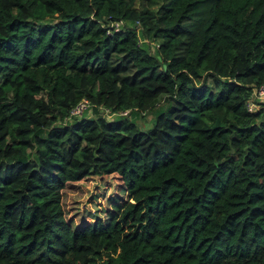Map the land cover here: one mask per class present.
Returning <instances> with one entry per match:
<instances>
[{"label": "trees", "instance_id": "trees-1", "mask_svg": "<svg viewBox=\"0 0 264 264\" xmlns=\"http://www.w3.org/2000/svg\"><path fill=\"white\" fill-rule=\"evenodd\" d=\"M263 82L264 0H0V264H264ZM112 174L123 202L66 217Z\"/></svg>", "mask_w": 264, "mask_h": 264}, {"label": "rangeland", "instance_id": "rangeland-1", "mask_svg": "<svg viewBox=\"0 0 264 264\" xmlns=\"http://www.w3.org/2000/svg\"><path fill=\"white\" fill-rule=\"evenodd\" d=\"M112 25L120 27L123 23L121 21L118 25L114 23ZM139 39L140 42H147L150 45V49L156 43L140 35ZM155 104L157 105L155 109L160 107V105H164L163 98H158ZM86 112V115L91 114V110ZM153 119L154 113L151 111L136 117L134 122L139 128L146 129L151 126ZM120 183L118 176L112 174L102 177H92L75 182L74 184H68L62 191V207L66 217L77 225L87 223L95 216L100 219L104 218V213L109 208V198H121L120 202L126 199L125 194L121 191Z\"/></svg>", "mask_w": 264, "mask_h": 264}, {"label": "built area", "instance_id": "built-area-1", "mask_svg": "<svg viewBox=\"0 0 264 264\" xmlns=\"http://www.w3.org/2000/svg\"><path fill=\"white\" fill-rule=\"evenodd\" d=\"M121 21H115L114 24L118 25ZM116 27V26H115ZM264 104V82L259 85H253L250 88L249 95L245 100V108L248 111H255ZM92 104L86 99L81 98L69 111L68 116L64 120H70L74 117H80L84 111H89ZM104 116L111 118L114 116H126L129 110L111 112L107 108L100 110Z\"/></svg>", "mask_w": 264, "mask_h": 264}]
</instances>
